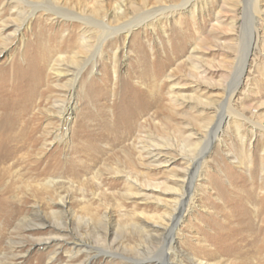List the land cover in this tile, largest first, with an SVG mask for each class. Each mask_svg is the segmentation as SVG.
<instances>
[{
  "label": "rangeland",
  "instance_id": "rangeland-1",
  "mask_svg": "<svg viewBox=\"0 0 264 264\" xmlns=\"http://www.w3.org/2000/svg\"><path fill=\"white\" fill-rule=\"evenodd\" d=\"M0 77L7 102L31 103L39 136L0 161V198L17 213L0 217V264H179L169 247L193 253L206 233L264 237V0H0ZM129 175L149 187L136 193ZM170 210H185L178 226ZM55 233L65 241L36 243Z\"/></svg>",
  "mask_w": 264,
  "mask_h": 264
},
{
  "label": "bare ground",
  "instance_id": "bare-ground-1",
  "mask_svg": "<svg viewBox=\"0 0 264 264\" xmlns=\"http://www.w3.org/2000/svg\"><path fill=\"white\" fill-rule=\"evenodd\" d=\"M245 66H246V64L244 62L243 66H242V71L245 69ZM195 67H196V69H199L197 73H200V74L205 73L204 68L200 69V66H195ZM77 70L73 71V79H72L73 83L76 82L77 77H78L79 72ZM190 75H192V73ZM193 77H194V75H193ZM2 82H3V78L0 77V84ZM11 91L12 90H9V89L7 91H5V89H0V161L1 162H4L8 157L14 156L15 153L24 151L29 146L34 145L37 142L38 137H39V136L38 137L35 136L36 129H37V125L35 122L36 116L33 113L30 114L31 109H32L31 103L18 105V104H13V103L7 102L6 97L9 95V93H11ZM170 92L173 93V87H171ZM233 93H234V91H232L228 94V98H227L228 105H229V102L232 98ZM229 107H230V105H229ZM36 111H38V110H36ZM233 114H234L233 116L238 115L236 112H234ZM65 117H67V116L65 115ZM250 123L253 124L251 121H250ZM151 141L153 142L152 145H144L141 148V150H143V151L147 149V153L150 156H152L153 153H152V151H148V147L153 146L154 148H156L157 145H159V143H157V141H155V140H151ZM185 147L186 146L184 145V147L179 150L180 156H181L180 158L184 162L187 163V167L184 168L182 171H180L179 175L177 176V178H178L177 182L179 183V185L181 187V192L179 193V196L176 197L177 198L176 200L178 203L183 202V203H186L187 206H189L190 201H192V199H193V194H189V196L185 195V191L187 189L185 190L184 186L189 185V183L193 182V180H194L193 179V173L197 169L198 159H196L197 158L196 156H193L194 148L196 147L195 145L189 144L187 150H184ZM13 163H15V162H13ZM37 164H38V162H37ZM2 167H4V165ZM4 169H5V167H4ZM142 178L144 180H147V181L146 182L144 180L140 181L137 179L136 176L133 177V179H131L130 175L126 176L125 179L126 180H133L131 182V185L136 187L137 188L136 193H139V192H144V189L146 187H149V185L147 183L149 180L145 176H143ZM52 179H48L45 182L46 186L48 185L47 187H49V186L51 187L53 183L55 184V180L53 179L54 180L53 181ZM154 184H156V182H154ZM183 189H184V191H183ZM165 192H166L165 190L161 191L160 194L162 196H164ZM64 197L58 196L57 201H55V200L51 201L52 204H54L56 206V208L51 209V210L49 209L50 210L49 211L50 216L54 219V221H56L54 227L57 231L58 230L60 231L63 228L61 223L59 222L60 220L59 221H57V220L61 218L58 215H59V213L63 212V210L66 206V201H65ZM18 198H22V197H18ZM5 200L6 199L0 198V217L6 216L7 214H9V216L17 215L16 211H13L14 209L8 210V208L6 206L7 203L5 202ZM184 212H185V210H184ZM184 212H181L179 214V221H178V219H176L177 217L174 218L172 210H170V215H172V216H170L168 218V220L171 222V225L174 224L175 226H178V223H180L184 217ZM36 216H38L39 219H41V216H39L38 214ZM43 223H45V222H43ZM38 224L40 225L41 223L38 222ZM38 224H35V226H38ZM159 230L160 229L157 225H152L151 230H148L146 236L152 237V234L153 233L157 234V232ZM62 236H63V234L61 235V234L55 233L53 235H49V236H45V237L44 236L39 237L35 240H36L37 244L48 245L49 243H52L55 240L65 241L64 239H62L63 238ZM173 241L175 242L174 239H173ZM72 244H73L72 249L75 250L74 254L76 252H82L83 250H85L86 243L81 238H77V240L75 242H72ZM192 251H193V253L189 249L188 250L187 249L179 250V257H178L176 254H174L172 246H170L169 249L167 250L169 257L170 256L172 257V254H173V257H174L173 259L176 260L179 258L178 259L179 264H182V262H183L182 257L188 259L190 264H264V237L259 236V234H255L253 232H245V231L243 232L240 230L239 231L226 232L223 234L222 233H215V232L213 234L212 233L211 234L206 233L198 239V244H196V246L193 247ZM54 256H55V251L50 253V255L48 256V261L54 260ZM71 257H72V255L68 256L69 259H71ZM130 260H132V263H134V264H144L145 262H147L148 264H152L150 262L152 260V258H150V257H133ZM89 263H90L89 260H86V261L82 262L81 264H89ZM166 264H174V263L172 262V260H168L166 262Z\"/></svg>",
  "mask_w": 264,
  "mask_h": 264
}]
</instances>
